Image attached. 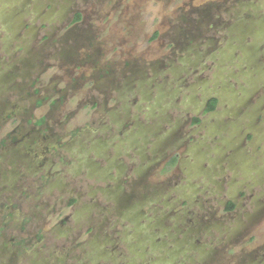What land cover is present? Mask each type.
Returning a JSON list of instances; mask_svg holds the SVG:
<instances>
[{
  "label": "rangeland",
  "instance_id": "1",
  "mask_svg": "<svg viewBox=\"0 0 264 264\" xmlns=\"http://www.w3.org/2000/svg\"><path fill=\"white\" fill-rule=\"evenodd\" d=\"M0 264H264V0H0Z\"/></svg>",
  "mask_w": 264,
  "mask_h": 264
},
{
  "label": "trees",
  "instance_id": "2",
  "mask_svg": "<svg viewBox=\"0 0 264 264\" xmlns=\"http://www.w3.org/2000/svg\"><path fill=\"white\" fill-rule=\"evenodd\" d=\"M80 19H81V14H80V13H77V14H76V17H75V19H74V22H77V21H79ZM217 103H218L217 98H212V99L209 101L208 105H207L206 111H212V110H214V109L216 108V106H217ZM199 121H200L199 117H194V122H195V123H197V122H199ZM177 159H178V155H174V156L169 160V164H168V165H170V166L175 165L176 162H177ZM234 206H235L234 203L230 201L229 204H228L227 209H233Z\"/></svg>",
  "mask_w": 264,
  "mask_h": 264
},
{
  "label": "flooded vegetation",
  "instance_id": "3",
  "mask_svg": "<svg viewBox=\"0 0 264 264\" xmlns=\"http://www.w3.org/2000/svg\"><path fill=\"white\" fill-rule=\"evenodd\" d=\"M217 107V106H216ZM207 108V107H206ZM214 110H216V108L214 109ZM214 110H212V111H214ZM212 111H206V112H212ZM200 122V121H199Z\"/></svg>",
  "mask_w": 264,
  "mask_h": 264
}]
</instances>
